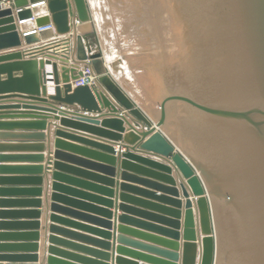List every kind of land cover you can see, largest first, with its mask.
<instances>
[{
	"label": "water",
	"instance_id": "95a60500",
	"mask_svg": "<svg viewBox=\"0 0 264 264\" xmlns=\"http://www.w3.org/2000/svg\"><path fill=\"white\" fill-rule=\"evenodd\" d=\"M9 1L14 12L0 1V49L21 42L30 47L0 54V180L40 182L52 164L50 154L42 164L46 119L61 117V124L89 132L85 135L102 143L82 141L96 151L56 141L57 149L69 146L103 163L87 165L105 175L88 174L104 187L111 186L119 157L123 168L143 175L122 172V181L162 194L137 187L126 190L168 206L124 193L117 196L168 218L140 212L164 226L137 220L127 215L131 208L120 204L123 214L118 220L153 233L145 234L117 228L110 219L84 212L65 198L62 204L52 200L50 210L103 230L55 214L51 222L111 238L119 244L113 255L116 251L149 264H264V0H90L111 71L151 115L82 37L91 25L87 0ZM48 24L53 29L32 32ZM70 40L73 60L55 52ZM89 74L91 82L81 84ZM14 125L34 126V132L17 134L34 140H5ZM62 157L68 156L56 150L55 158ZM53 165L56 171L64 167L60 162ZM53 176L61 177L57 172ZM81 186L111 195L109 188ZM59 189L100 201L87 191L54 183L53 190ZM11 191L31 196L0 199V207H39V189ZM99 255L107 258L103 252ZM4 257L35 260L34 255ZM121 257L114 261L140 264Z\"/></svg>",
	"mask_w": 264,
	"mask_h": 264
},
{
	"label": "crops",
	"instance_id": "0c3cea01",
	"mask_svg": "<svg viewBox=\"0 0 264 264\" xmlns=\"http://www.w3.org/2000/svg\"><path fill=\"white\" fill-rule=\"evenodd\" d=\"M3 6L6 8L10 7L13 12L15 10L11 6L10 2L9 3L3 2ZM12 18L18 28L17 31L20 32V28L14 14L12 15ZM71 43H70V47H71ZM28 47L30 46H25L23 42H21V45L19 47L0 49V54L9 51H14L17 49H21V50L26 49ZM66 48H67L66 45H60L56 48L55 52L59 54H64ZM73 58H74V54L72 52V55L70 56V60H73ZM88 79H90V76L87 77V80ZM47 85L49 86L50 84ZM53 116L54 115H48V118L46 119V123H47L46 129L43 131L45 134V138H44L45 146L43 151L45 160L43 161L42 164L45 165L46 159L50 154L51 162H52V164L50 165V170L46 172L44 171L40 175L39 183L22 181L17 179H10V181L0 180V190H8L6 193H0V196H4V197H0V199L3 198L20 199V198H27V196H31V194H26V193H12V191L10 192V190L39 189V194L36 195L38 196L36 198L40 200V205L38 208L0 207V264H94L91 262L89 263L83 261L80 258L92 260L99 264H117L116 261H114V257L116 259L118 256H122L127 260H133L140 264H149L141 260H136L131 257H127L125 255H118L116 251L114 253L115 255L114 256L112 254L113 253L112 249L114 248V246L116 248L119 244L117 241L115 242V244H113V240L111 238L108 240L103 239L95 234H91L73 227H69L60 223H55L50 221L51 214H55L60 218H66L68 220H73L75 222L84 224L86 226L103 230L86 221L64 215L61 212L55 213L50 210L49 205L52 202V200H55L60 204H62L64 203L62 201H64L63 199L65 198L67 200H71L80 204L78 208L84 210V212H88L89 214H94L96 216H102L110 219L111 222H113L117 228L124 226L126 228L133 229L145 234H153V233H151V231L147 229L141 228L139 226L136 227L135 225L130 223H121L118 220V216L123 214V212L119 208L120 204H126L129 208H131V211L130 210L127 211V215L137 220H142L145 222H153L158 226H164V223L159 222L158 220L157 221L151 220L146 215L141 216L140 212H144L146 214H152L158 218H168L167 215H165L159 210L150 209L149 207L139 205L138 203L133 201H129V200L123 201L121 200L120 197L117 196V194H119L120 196V194L124 193L127 194L128 196H131V198L144 200L146 202L157 204L158 206H168L161 200L151 198L150 196H146V195L136 194L130 190H126L129 187H137L150 194L152 193L159 195L162 194L161 192H157L155 190L149 189L141 185L122 181V175H121L122 172L133 176L134 175L143 176V175H138L135 171L131 169L123 168L120 163L122 159H120L119 157H117L116 165L113 166L114 175L113 177H111L112 184L111 186L104 187L101 181L92 178L88 174L92 173L97 176L99 175L105 176V175L98 169H95L87 165L91 162H95L97 164H103V163H98V161H96L95 158L89 156L84 152L77 151L69 146L66 147L62 145L63 147V148L61 147L62 149H57L55 147V143L56 141H59L65 145H70L78 148L79 147L88 148L89 150L99 151L98 149L84 145L82 141L92 140L98 143L100 141L89 138L88 137V135H90L89 132L83 131L81 129L73 128L70 125L61 124L62 118L59 117L55 119ZM6 120H18V119L16 118V119H6ZM129 121L131 122L130 119ZM131 123L133 124V122ZM134 126H136V128L138 129L140 128L135 124ZM35 130H36L35 127L30 125H20V126L14 125L8 128V132H12V135L5 138V140H7L8 142H31L34 140L33 137L17 136V134L18 132H23L24 134H26V132H34ZM58 131L61 132L62 135H57L56 132ZM114 147L117 150L118 146L115 145ZM56 150L61 154H65L68 157L55 158ZM10 152L16 153V151H10ZM122 152H124V149H122ZM70 158H75V160H71ZM54 162H60L64 166L63 169H61L60 171L54 170V165H53ZM67 167L74 168L76 169V171H70V169ZM54 172H57V174L59 173L61 177L54 178L53 176ZM172 177L177 182V175L175 171H172ZM143 178H147V177L144 176ZM54 183L59 184L60 186H72L74 188L87 191L92 195L98 196V198H100V201L94 203L88 200L81 199L78 196H72L68 192H64V190L62 189L53 190ZM83 183L93 184L100 188H109V190L111 191V195L106 197L102 195L101 191H95L90 189L87 190L88 188L81 186V184ZM121 185L125 186L124 190L121 189ZM57 196L61 198H58ZM117 204H118V209L116 211ZM33 210H37L39 214L37 216H34L33 214L30 213L33 212ZM102 210L105 211L106 213L109 212L110 215L108 216L105 213H101ZM32 222H37L38 223L37 227L32 226L31 225ZM112 232L113 230L112 231L110 230V233ZM119 234H120L119 232H116L117 236ZM82 236L89 238L91 241L84 240L83 238H81ZM122 236L130 240H137L139 242H144V243L146 242L144 240L137 239L128 234H124ZM99 242L107 243L108 248H104V246L101 245V243ZM68 243L73 244L76 247L70 246L68 245ZM146 244H150V243H146ZM33 245L35 246L34 248ZM85 248L89 249L90 251L85 250ZM102 252L107 254V258H104L99 255V253ZM31 255L35 256V260L23 259L22 257L16 260H5L6 258L4 257V256H31Z\"/></svg>",
	"mask_w": 264,
	"mask_h": 264
},
{
	"label": "rangeland",
	"instance_id": "374dc122",
	"mask_svg": "<svg viewBox=\"0 0 264 264\" xmlns=\"http://www.w3.org/2000/svg\"><path fill=\"white\" fill-rule=\"evenodd\" d=\"M89 11H90V30L86 32L82 37L88 41V44L92 48L93 51L100 52L102 54V59L104 61L105 67L107 71L114 77V79L124 87V89L127 91V93L134 99V101L143 109L145 110L148 114H150L143 106L142 104L134 97V95L126 88V86L118 79V77L111 71L110 65L107 59V55L104 49V45L102 42V38L99 32V28L96 22V18L94 15V11L91 5V1L87 0ZM75 46L73 42L71 43V50L73 52ZM151 115V114H150Z\"/></svg>",
	"mask_w": 264,
	"mask_h": 264
},
{
	"label": "built area",
	"instance_id": "2783aa9c",
	"mask_svg": "<svg viewBox=\"0 0 264 264\" xmlns=\"http://www.w3.org/2000/svg\"><path fill=\"white\" fill-rule=\"evenodd\" d=\"M2 2H6V3H9L10 1L9 0H0ZM47 29H53L52 25L51 24H48V25H45V26H42V27H39L37 28L36 30H32V32H35V33H38L40 31H43V30H47ZM87 80V77L83 78V79H80V83L83 84L85 82H91L90 81H86Z\"/></svg>",
	"mask_w": 264,
	"mask_h": 264
},
{
	"label": "bare ground",
	"instance_id": "6f19581e",
	"mask_svg": "<svg viewBox=\"0 0 264 264\" xmlns=\"http://www.w3.org/2000/svg\"><path fill=\"white\" fill-rule=\"evenodd\" d=\"M72 40V39H71ZM71 40H70V42L68 43V44H66V51H65V53H64V55H66L69 59H70V56L72 55V50H71V47H70V43H71ZM61 45V44H60ZM59 45V46H60ZM88 76H90V79H88V80H86V81H90V80H92V76H91V74H89Z\"/></svg>",
	"mask_w": 264,
	"mask_h": 264
}]
</instances>
